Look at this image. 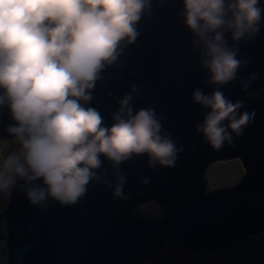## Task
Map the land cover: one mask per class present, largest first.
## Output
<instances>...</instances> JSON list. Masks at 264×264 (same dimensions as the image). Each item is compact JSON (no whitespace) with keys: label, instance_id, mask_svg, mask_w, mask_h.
<instances>
[{"label":"water","instance_id":"obj_1","mask_svg":"<svg viewBox=\"0 0 264 264\" xmlns=\"http://www.w3.org/2000/svg\"><path fill=\"white\" fill-rule=\"evenodd\" d=\"M264 9V0H259ZM183 0H152L151 16L137 24L140 35L128 45L118 63L102 72L87 107L98 110L111 127L118 101L131 93L133 114L151 107L163 117L162 132L170 134L178 153L175 167L148 166L147 155L122 162L127 199H117L104 183L90 182L82 200L62 206L47 200L45 207L32 205L23 191L14 188L0 213V241L6 244V264H145V259L165 248L169 240L204 259L215 260L226 251L264 233V13L259 33L241 40L237 55L246 63L237 79L219 88L240 112L253 114L243 134L232 146L214 151L203 142L196 125L210 111L194 102L199 88L209 95L215 85L200 65L195 38L180 13ZM225 39L231 46V34ZM252 80L247 91L241 82ZM252 94V98H248ZM15 123L7 106L0 107V141L12 139L5 129ZM101 169L114 184L113 169L103 156ZM238 158L245 170L232 189L206 192L203 175L209 161ZM147 177L149 183H142ZM18 185L23 181H18ZM42 184V180L37 181ZM159 203V217L139 213L143 203Z\"/></svg>","mask_w":264,"mask_h":264},{"label":"clouds","instance_id":"obj_2","mask_svg":"<svg viewBox=\"0 0 264 264\" xmlns=\"http://www.w3.org/2000/svg\"><path fill=\"white\" fill-rule=\"evenodd\" d=\"M183 5L180 15L195 37L192 50H199L207 84L216 86L209 95L199 88L192 93L195 103L210 110L196 131L220 151L232 146L253 118L219 88L247 66L237 58L236 45L259 33L264 9L259 0H183ZM151 14L152 0H0V107L7 106L15 122L5 129L12 139L0 141V194L18 187L32 205L43 208L51 199L71 206L95 182L111 188L114 198L127 199L122 162L147 155L151 169L175 167L184 149L162 132L163 117L151 107L133 114L136 85L118 101L111 127L86 106L102 72L123 68L119 58L140 35L138 22ZM255 78L253 73L242 81V89ZM101 156L111 164L114 184L106 170L97 171Z\"/></svg>","mask_w":264,"mask_h":264},{"label":"rangeland","instance_id":"obj_3","mask_svg":"<svg viewBox=\"0 0 264 264\" xmlns=\"http://www.w3.org/2000/svg\"><path fill=\"white\" fill-rule=\"evenodd\" d=\"M8 148L15 147L9 144ZM245 174V170L238 158L217 161L211 164L203 175L206 192L236 187ZM10 194H0V213L6 207ZM154 202L146 203L140 213L151 217H159L160 209ZM156 214V216H154ZM6 244L0 241V264H6ZM145 264H264V233L240 244L215 260L201 258L185 249L176 246L169 240L165 248L148 256Z\"/></svg>","mask_w":264,"mask_h":264},{"label":"flooded vegetation","instance_id":"obj_4","mask_svg":"<svg viewBox=\"0 0 264 264\" xmlns=\"http://www.w3.org/2000/svg\"><path fill=\"white\" fill-rule=\"evenodd\" d=\"M215 162H217V161H215ZM215 162H212V163H211V162L209 161L207 168H208L211 164H213V163H215ZM207 168H206V170H207ZM206 170H205V171H206ZM204 173H205V172H204ZM149 202H154V203H156V204L159 206V203H158L157 201L149 200V201L143 203L142 205H140V207L138 208V211H140L141 207L145 206V204H146V203H149ZM158 208L160 209V206H159ZM160 212H161V209H160ZM160 212H159V214H160ZM139 213H140V212H139ZM154 216H156V214H155Z\"/></svg>","mask_w":264,"mask_h":264}]
</instances>
